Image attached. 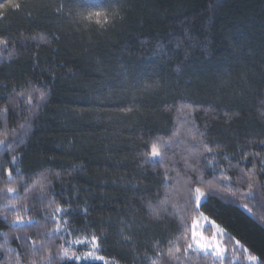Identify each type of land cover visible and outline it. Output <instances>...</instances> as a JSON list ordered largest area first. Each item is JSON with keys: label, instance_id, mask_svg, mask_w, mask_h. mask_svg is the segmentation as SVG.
<instances>
[{"label": "trees", "instance_id": "obj_1", "mask_svg": "<svg viewBox=\"0 0 264 264\" xmlns=\"http://www.w3.org/2000/svg\"><path fill=\"white\" fill-rule=\"evenodd\" d=\"M0 4V264H264V0Z\"/></svg>", "mask_w": 264, "mask_h": 264}, {"label": "snow or ice", "instance_id": "obj_2", "mask_svg": "<svg viewBox=\"0 0 264 264\" xmlns=\"http://www.w3.org/2000/svg\"><path fill=\"white\" fill-rule=\"evenodd\" d=\"M9 2H11V0H9ZM12 6H13V7H19V5H16V4H12ZM2 7H4V5H3V4H0V8H2ZM93 15H95V16L97 17L96 23H98V24L101 23V20L99 19V17H101L102 13H101L100 11H97V12H95V13L89 12V13H88V17H87V19L90 20V19L92 18ZM104 22H105V23L108 22V17H107V16L104 17ZM3 43H5V42H4L3 40H0V44H3ZM45 96H46V94H45L44 92H41V93H40V99H41V100H43V99L45 98ZM29 103H31V98L29 99ZM0 143H3V142H0ZM205 149H206L207 151H211V149H208V148H207V145H205ZM151 155H152L153 157H161V151H160V149L156 146V144H153V146H152ZM161 159H162V158H161ZM249 178L251 179V176H250ZM7 191L11 193V192H14L15 189H14L13 187H8ZM250 195H252V194H250ZM191 196L194 197V199H195L197 205L199 206V205L201 204V199H202V197L205 196V193H204V191L201 190L200 187H196V188L194 189V192L191 193ZM189 202H190V201H189ZM162 203H166V201H163ZM56 212H57V213H61V212H62V209H61L60 207H57V208H56ZM201 215H202V214H201ZM23 223H24L23 217L20 216V215H17V216L15 217V224H14V226H19V225H22ZM196 227H197V223L194 222V224H193V231H192V241H193V242L187 244V247H186V249H185V254H187L188 249H193V250H195V249L193 248V244H195L196 248H199V249H207V248L213 247L212 241L207 240V238L202 237V235H201V238H200V239H197V235H198V234H197V232L195 231V228H196ZM217 227H219V226H217ZM58 230H59V224H58V227H57V231H58ZM221 231H223V230L221 229ZM50 235H54V233H51ZM82 242H83V241H80V240H77V241H76V243H78V244H79V243H82ZM91 243H92V247H93V249H95V248L98 246V245H97V238H96L95 235H93ZM237 244L239 245V241H237ZM240 247H241V248L243 249V251L247 254V259H248V261H249V264H256V262L258 261V257H257L256 255H254V254H251V253L249 252V250H248L246 247H244L243 245H240ZM179 251H180V249L177 247V248L175 249V253H178ZM175 253L172 251V249H169L168 255H169L170 258H177V257L175 256ZM215 253H216V255H218V256H222V255H223V249L219 248V246H218V242H217V246H216V248H215ZM92 255H93L92 252H88V253L85 254L84 259H87V258L91 257ZM68 256H69V252H68V250H67V249H64L63 252L61 253V258H63V257H68ZM73 256H74V258H75L77 261L81 260V257H80V256H75L74 253H73ZM49 259H50V258H49ZM99 259H103V258L100 257Z\"/></svg>", "mask_w": 264, "mask_h": 264}, {"label": "rangeland", "instance_id": "obj_3", "mask_svg": "<svg viewBox=\"0 0 264 264\" xmlns=\"http://www.w3.org/2000/svg\"><path fill=\"white\" fill-rule=\"evenodd\" d=\"M153 158H156V157H153ZM194 222L197 223V227L195 228V231L198 234L197 239H200L202 235V237L207 238V240L209 241H212L213 247H210L207 249H199V248H196L195 244H193V248L203 254H210L217 259H222L225 253V248L222 244V238L224 235L223 232L218 227H216L212 222L208 221L206 218L198 217L193 221L191 225L190 243L193 242L192 241V231H193ZM92 237L93 236L79 235V234H76V235L69 234L68 235L67 248H70V247L75 248L77 250V253L75 254V256L81 257V260L77 261L73 256L71 258V261L75 262L76 264L94 263V262L102 263V264H117L114 261L104 258L100 253L99 246L93 249L92 243H91ZM77 240H80L83 242L78 244L76 243ZM217 242H218L219 248L223 249L222 256H218L215 253ZM88 252H92L93 255L87 259H84L85 254ZM100 257H102L103 259H99Z\"/></svg>", "mask_w": 264, "mask_h": 264}]
</instances>
